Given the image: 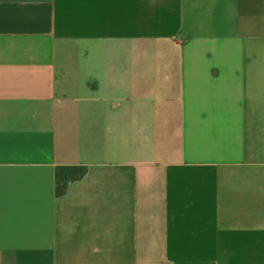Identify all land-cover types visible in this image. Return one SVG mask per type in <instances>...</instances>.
Listing matches in <instances>:
<instances>
[{"label": "crops", "instance_id": "obj_1", "mask_svg": "<svg viewBox=\"0 0 264 264\" xmlns=\"http://www.w3.org/2000/svg\"><path fill=\"white\" fill-rule=\"evenodd\" d=\"M0 264H264V0H0Z\"/></svg>", "mask_w": 264, "mask_h": 264}, {"label": "trees", "instance_id": "obj_2", "mask_svg": "<svg viewBox=\"0 0 264 264\" xmlns=\"http://www.w3.org/2000/svg\"><path fill=\"white\" fill-rule=\"evenodd\" d=\"M87 172L83 165L58 166L55 170V191L60 196L66 193L70 183L82 179Z\"/></svg>", "mask_w": 264, "mask_h": 264}, {"label": "water", "instance_id": "obj_3", "mask_svg": "<svg viewBox=\"0 0 264 264\" xmlns=\"http://www.w3.org/2000/svg\"><path fill=\"white\" fill-rule=\"evenodd\" d=\"M223 3L221 2L216 11V29L219 35L225 36L228 33V24L226 22V11L222 10Z\"/></svg>", "mask_w": 264, "mask_h": 264}]
</instances>
